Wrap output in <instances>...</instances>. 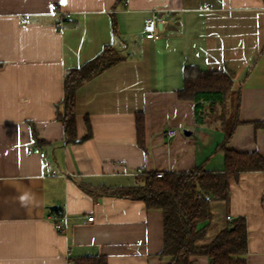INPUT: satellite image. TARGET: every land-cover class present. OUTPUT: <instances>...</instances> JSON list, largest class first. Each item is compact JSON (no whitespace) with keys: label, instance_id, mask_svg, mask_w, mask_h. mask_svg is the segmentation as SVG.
I'll list each match as a JSON object with an SVG mask.
<instances>
[{"label":"crops","instance_id":"obj_1","mask_svg":"<svg viewBox=\"0 0 264 264\" xmlns=\"http://www.w3.org/2000/svg\"><path fill=\"white\" fill-rule=\"evenodd\" d=\"M154 16L158 41L144 33ZM108 46L124 60L77 94L78 137L88 135L87 120L92 137L67 144L57 120L65 75ZM187 66L234 74L240 124L227 149L264 157V0H0V264H74L92 255L170 264L160 256L163 212L101 192L131 186L125 180L139 170L224 171L222 126L208 107L197 124L196 103L178 96ZM33 147L46 157L28 154ZM230 186L229 202L210 203L199 245L244 219L247 263L264 264V173L245 172Z\"/></svg>","mask_w":264,"mask_h":264},{"label":"trees","instance_id":"obj_2","mask_svg":"<svg viewBox=\"0 0 264 264\" xmlns=\"http://www.w3.org/2000/svg\"><path fill=\"white\" fill-rule=\"evenodd\" d=\"M124 58L114 47H105L103 52L81 67L68 72L64 80L63 110L58 111L57 120L64 126L67 144H81L92 137L91 125L87 120L88 135L79 139L77 129V94L88 82L98 77ZM184 85L178 92L181 100L196 103V121L201 124L204 109L212 112L223 105L234 93V74L225 71H205L196 66H187L183 71ZM230 119V118H229ZM222 121L224 140L220 149L224 153L223 172H207L195 168L186 173H156L137 176L139 183L129 187L104 188L102 194L108 197L139 201L147 209L160 210L164 216V247L162 258L170 259V264H193L195 257H207L210 264H248L247 226L244 219H237L232 226L221 232L209 245L200 246L206 239L207 228L202 224L211 222V204L199 196L207 195L213 200L229 202L231 181H238L245 172H263L264 157L259 153L237 152L227 149V143L240 124L237 107L228 122ZM34 137L36 134L34 133ZM137 137L141 148L145 149L144 115H137ZM74 264H109L107 257L92 255L71 259Z\"/></svg>","mask_w":264,"mask_h":264},{"label":"built area","instance_id":"obj_3","mask_svg":"<svg viewBox=\"0 0 264 264\" xmlns=\"http://www.w3.org/2000/svg\"><path fill=\"white\" fill-rule=\"evenodd\" d=\"M127 3L129 2V0H125ZM68 18L70 17L69 15L67 16ZM59 26H61V24H59ZM144 33L146 35V38L148 40H153V41H158L162 38V32L159 30V23L157 22V18L154 16L152 18H150L149 20H147L145 26H144ZM177 135V131L175 130H170L168 133H167V136L169 138H173ZM28 154L30 155H38L40 156L41 158H45L46 157V153H44L42 151L41 148L39 147H33V148H30L28 150ZM143 174L142 171H137L134 175L135 176H139ZM164 176V173H156V177L157 178H162ZM204 197L209 203H211L213 201V199L210 197V196H207V195H203V196H199V198H202ZM57 217H55V221H57ZM228 220L231 221V218L228 217ZM89 222H93L94 221V218L91 217L88 219ZM58 229L59 230H63V227L61 225H57Z\"/></svg>","mask_w":264,"mask_h":264},{"label":"rangeland","instance_id":"obj_4","mask_svg":"<svg viewBox=\"0 0 264 264\" xmlns=\"http://www.w3.org/2000/svg\"><path fill=\"white\" fill-rule=\"evenodd\" d=\"M234 93L233 96L227 98L223 105L217 106L212 112L207 114V116H209L212 120L216 119L220 126H222L223 119L225 120L224 122H228V120H230L235 114L237 97L234 96ZM125 181H128V185L131 186L139 183L137 178H130Z\"/></svg>","mask_w":264,"mask_h":264},{"label":"water","instance_id":"obj_5","mask_svg":"<svg viewBox=\"0 0 264 264\" xmlns=\"http://www.w3.org/2000/svg\"><path fill=\"white\" fill-rule=\"evenodd\" d=\"M159 30L162 32V29H161L160 24H159ZM184 133H185V135H189V134H190V133L187 132V131H185ZM55 210H57V208H55V207L50 208V211H51V212H54Z\"/></svg>","mask_w":264,"mask_h":264}]
</instances>
